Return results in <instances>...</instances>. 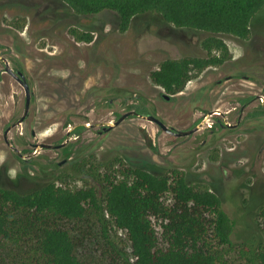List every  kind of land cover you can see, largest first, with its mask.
Wrapping results in <instances>:
<instances>
[{
	"label": "rangeland",
	"instance_id": "1",
	"mask_svg": "<svg viewBox=\"0 0 264 264\" xmlns=\"http://www.w3.org/2000/svg\"><path fill=\"white\" fill-rule=\"evenodd\" d=\"M56 4L0 0V56L22 70L32 92L27 118L8 134L20 158L3 133L22 116L25 92L0 61V185L20 193L51 181L71 189L93 187L102 205L109 182L121 178L125 168L168 175L177 171L193 186L215 190L233 221L231 244H221L212 236L210 213H205V244L227 264H259L257 253L264 245V116L247 114L264 98V10L255 16L248 39L220 35L228 48L224 63L191 70L184 90L166 99L150 72L165 58L206 55L200 44L208 34L177 29L152 13L135 18L121 33L114 11L64 20L42 12ZM85 28L94 30V41L78 40ZM137 96L177 130L218 111L190 136L175 137L136 116L100 133L101 124L129 111ZM250 96L257 99L243 110L238 127L210 130L209 124L224 117L236 124L241 112L237 99ZM79 125L84 128L78 136L70 134L68 156L54 149L29 159L33 142L62 143ZM165 199L172 204L170 194ZM153 222L161 236L160 221ZM58 223L72 232L77 253L87 263L133 264L126 233L104 211L99 216L89 210L83 220ZM36 249L34 237L0 241V261L39 264Z\"/></svg>",
	"mask_w": 264,
	"mask_h": 264
},
{
	"label": "trees",
	"instance_id": "2",
	"mask_svg": "<svg viewBox=\"0 0 264 264\" xmlns=\"http://www.w3.org/2000/svg\"><path fill=\"white\" fill-rule=\"evenodd\" d=\"M57 1L58 5L46 7L42 12L64 20L70 16L114 11L121 33L129 30L135 18L152 13L177 29L208 34L200 44L206 55L165 58L150 72L152 81L170 98L184 90L191 70L202 71L226 61L228 48L220 35L248 39L255 16L264 10V0ZM62 26L65 27V23ZM91 32L94 30L85 28L78 40L94 41ZM213 50L221 54L211 55ZM252 98H238L237 102L247 105ZM133 100L130 110L155 114L141 96ZM247 116H264V107L260 105ZM213 127L211 131L224 126L216 121ZM83 128L76 126L72 134L80 135ZM70 147L63 149L66 156L70 154ZM169 194L172 204L165 203ZM103 201L101 205L93 187L71 189L51 181L20 193L0 185V241L34 237L39 264H89L78 255V244L72 232L58 222H78L89 210L99 216L104 211L114 227L126 233L133 264H227L205 244L204 215L210 213L212 236L221 244H231L233 221L222 209L221 198L215 190L193 186L186 175L177 171L168 175L125 168L121 178L109 182ZM154 219L160 221L161 236ZM103 232L107 236V231L103 229ZM257 261L264 264V245L257 253ZM0 264L3 263L0 261Z\"/></svg>",
	"mask_w": 264,
	"mask_h": 264
},
{
	"label": "water",
	"instance_id": "3",
	"mask_svg": "<svg viewBox=\"0 0 264 264\" xmlns=\"http://www.w3.org/2000/svg\"><path fill=\"white\" fill-rule=\"evenodd\" d=\"M0 60H3V62H4L5 71L7 73L11 74L13 76V78H15L20 83V85L23 87L24 92H25V108H24V112H23L22 116L17 121H15L12 124H10L5 129L4 134H3L5 143L9 147L13 148L19 154V150L16 147H13V145L8 141L7 134L9 133V131L12 128L20 125L27 118V116L29 114V108H30V102H31V91H30L29 84H28L23 72H21V71H17V73L13 72L11 67L9 66V63H8L6 58L0 56ZM164 98L168 99L169 96L164 95ZM217 111L218 110L207 112L204 115L203 119L199 123H197L195 126H193L191 128H188V129H185V130H177V129L168 127L162 120H160L158 117H156L152 113H138V112H136L134 110H129V111L121 114L113 122H106V123L101 124L102 125V130L100 131V133L107 132V131L111 130L112 128L118 126L123 120H125L129 116H136L138 118L154 122L159 128H161L164 132H166V133H168L170 135H173L175 137H183V136L191 135V134L197 132L198 130H200L202 127H204V125L207 123L208 119L213 114L217 113ZM228 126L234 127L235 125H230L228 123ZM69 134H70V130L67 132L68 139H69ZM63 145L64 144H61V145H58V146H52V145H49L47 143H38V144H35V150L38 151L41 148L53 149V148H58V147L63 146Z\"/></svg>",
	"mask_w": 264,
	"mask_h": 264
},
{
	"label": "flooded vegetation",
	"instance_id": "4",
	"mask_svg": "<svg viewBox=\"0 0 264 264\" xmlns=\"http://www.w3.org/2000/svg\"><path fill=\"white\" fill-rule=\"evenodd\" d=\"M3 57V56H2ZM2 63H3V65H4V62H3V60H0ZM11 69H12V71L13 72H15V73H17V71H21L22 72V70L19 68V67H16V68H12L11 67ZM4 71H5V68H4ZM6 72V71H5ZM7 73V72H6ZM9 74V73H8ZM24 74V73H23ZM12 78H13V76L11 75V74H9ZM25 75V74H24ZM26 78V77H25ZM13 79H15V78H13ZM16 80V79H15ZM17 81V80H16ZM18 82V81H17ZM19 83V82H18ZM20 84V83H19ZM30 87V86H29ZM30 91H31V89H30ZM31 95H32V92H31ZM163 97H164V95H163ZM255 99H257V98H255V97H253L252 98V100L247 104V105H242V104H240L239 102V105L241 106V112H240V114H239V116H238V119H237V122H236V124H230L229 122H227V119L224 117V119L223 120H220V119H217L216 121H220V122H222L223 123V128H231V129H233V128H236V127H238L239 125H240V123H241V121H242V118H243V114H244V109L245 108H247L249 105H251L254 101H255ZM260 100H261V103H260V105L261 106H263L264 107V98L262 99V98H260ZM259 105V106H260ZM130 117V116H129ZM128 118V117H127ZM255 118H258V117H253V119H255ZM210 119V118H209ZM209 119H208V121H209ZM215 121V122H216ZM214 122V123H215ZM214 123L213 124H209L208 126H209V128H212L213 127V125H214ZM228 123L230 124V125H235L234 127H231V126H228ZM9 126V125H8ZM7 126V127H8ZM6 127V128H7ZM101 130H102V125H101ZM216 128V127H215ZM13 129V128H12ZM11 129V130H12ZM10 130V131H11ZM74 130V129H73ZM73 130L71 131L70 130V134H72V132H73ZM100 130V131H101ZM5 131V130H4ZM9 131V132H10ZM4 134V133H3ZM9 134V133H8ZM8 134H7V137H8ZM70 134H69V137H70ZM31 135L32 136H35L36 135V132L35 131H32L31 132ZM73 135V134H72ZM192 135V134H191ZM188 136H190V135H188ZM184 137V136H183ZM3 139H4V137H3ZM68 142H69V139H68V137H67V133H66V140L64 141V142H62V143H58V144H51V143H47V142H33L32 144H31V147L33 148V152L31 153V155L29 156V159L30 158H34L35 156H37L38 154H40V152H41V150H54V149H57V150H61V152H63V149L66 147V146H69V144H68ZM38 143H47V144H49V145H52V146H58V145H61V144H64L63 146H60V147H58V148H53V149H46V148H41V149H39L38 151H36L35 150V144H38ZM13 147H15V146H13ZM11 148V147H10ZM11 149H13V148H11ZM14 150V149H13ZM15 151V150H14ZM27 150H25V152H26ZM16 152V151H15ZM17 153V152H16ZM64 153V152H63ZM65 154V153H64ZM17 156L18 157H23V155L21 154V152L19 151V154L17 153ZM5 188V187H4ZM12 190H14V189H12ZM18 192V191H17Z\"/></svg>",
	"mask_w": 264,
	"mask_h": 264
}]
</instances>
